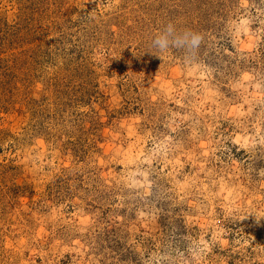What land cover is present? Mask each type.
I'll use <instances>...</instances> for the list:
<instances>
[{"label":"rangeland","instance_id":"1","mask_svg":"<svg viewBox=\"0 0 264 264\" xmlns=\"http://www.w3.org/2000/svg\"><path fill=\"white\" fill-rule=\"evenodd\" d=\"M158 256L264 264V0H0V264Z\"/></svg>","mask_w":264,"mask_h":264},{"label":"clouds","instance_id":"2","mask_svg":"<svg viewBox=\"0 0 264 264\" xmlns=\"http://www.w3.org/2000/svg\"><path fill=\"white\" fill-rule=\"evenodd\" d=\"M202 41L203 36L200 33L190 30L179 32L174 24L168 23L164 29L153 38L152 46L161 53L168 52L172 48L184 49L186 60L191 63L195 60ZM163 259H165L164 256L156 257L154 264H161Z\"/></svg>","mask_w":264,"mask_h":264}]
</instances>
